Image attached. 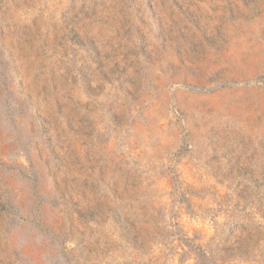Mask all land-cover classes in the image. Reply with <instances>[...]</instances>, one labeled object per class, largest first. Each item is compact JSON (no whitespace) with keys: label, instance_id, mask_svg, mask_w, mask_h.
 Here are the masks:
<instances>
[{"label":"rangeland","instance_id":"rangeland-1","mask_svg":"<svg viewBox=\"0 0 264 264\" xmlns=\"http://www.w3.org/2000/svg\"><path fill=\"white\" fill-rule=\"evenodd\" d=\"M0 264H264V0H0Z\"/></svg>","mask_w":264,"mask_h":264}]
</instances>
